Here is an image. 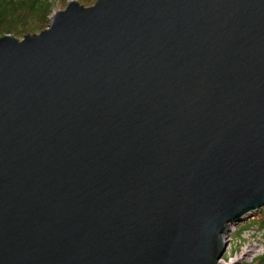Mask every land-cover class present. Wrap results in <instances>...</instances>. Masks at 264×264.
Returning a JSON list of instances; mask_svg holds the SVG:
<instances>
[{"label": "water", "instance_id": "1", "mask_svg": "<svg viewBox=\"0 0 264 264\" xmlns=\"http://www.w3.org/2000/svg\"><path fill=\"white\" fill-rule=\"evenodd\" d=\"M264 207V0H72L0 38V264H223Z\"/></svg>", "mask_w": 264, "mask_h": 264}, {"label": "trees", "instance_id": "2", "mask_svg": "<svg viewBox=\"0 0 264 264\" xmlns=\"http://www.w3.org/2000/svg\"><path fill=\"white\" fill-rule=\"evenodd\" d=\"M91 1L93 0H84L83 3L79 1V3L91 7L94 3ZM62 2L66 4L67 0ZM53 7L54 0H0V38L10 34L23 39L25 34L42 32L49 25ZM254 213L257 215L247 216V219L252 217V222L249 227H245L244 232H253L254 236H264V207ZM257 257L264 264V253ZM235 264L249 263L238 261Z\"/></svg>", "mask_w": 264, "mask_h": 264}, {"label": "rangeland", "instance_id": "3", "mask_svg": "<svg viewBox=\"0 0 264 264\" xmlns=\"http://www.w3.org/2000/svg\"><path fill=\"white\" fill-rule=\"evenodd\" d=\"M72 0H67L66 4ZM75 1H82L84 0H75ZM95 4V0H93ZM91 1V2H93ZM66 4H63L62 0H54V7L52 10V14L50 16V19L59 11V10H64L66 7ZM81 4V3H80ZM83 5V4H81ZM92 5V6H93ZM84 6V5H83ZM85 7H87L85 5ZM89 7V6H88ZM48 28V27H47ZM46 28V29H47ZM45 29V30H46ZM44 31V30H43ZM22 39V38H19ZM257 215L256 213H251L250 215ZM244 219L243 221L234 224L233 226H230L228 229V232L225 234V240L227 242V249L225 254L223 255L222 259L225 261L223 264H235L238 261H244L248 262L249 264H262L260 259H258V255H255L252 257L256 252L260 251L262 253V246L260 243H252L254 240L257 241V237L253 238L248 236L249 234L251 235L253 232L247 233L244 232L245 227H249V224L252 222V217L249 219ZM251 221L249 222V220ZM257 225V224H254ZM244 232V233H243ZM255 244V245H254ZM251 250L250 252H248ZM222 263V262H221Z\"/></svg>", "mask_w": 264, "mask_h": 264}, {"label": "built area", "instance_id": "4", "mask_svg": "<svg viewBox=\"0 0 264 264\" xmlns=\"http://www.w3.org/2000/svg\"><path fill=\"white\" fill-rule=\"evenodd\" d=\"M248 236H250V237H253V238H255V237H257L258 239H257V241L258 242H256V240H254V242H252V243H260L261 244V246H262V253H264V239L262 238L263 236L262 235H260V236H254V233H252L251 235L249 234ZM255 245V244H254ZM251 250H249L248 252H250ZM260 251H258V252H256L252 257H254L255 255H259V254H262Z\"/></svg>", "mask_w": 264, "mask_h": 264}, {"label": "clouds", "instance_id": "5", "mask_svg": "<svg viewBox=\"0 0 264 264\" xmlns=\"http://www.w3.org/2000/svg\"><path fill=\"white\" fill-rule=\"evenodd\" d=\"M264 239V236L262 237ZM264 243V242H263ZM263 254V253H262ZM225 263V261L223 259H221L220 263Z\"/></svg>", "mask_w": 264, "mask_h": 264}, {"label": "bare ground", "instance_id": "6", "mask_svg": "<svg viewBox=\"0 0 264 264\" xmlns=\"http://www.w3.org/2000/svg\"><path fill=\"white\" fill-rule=\"evenodd\" d=\"M227 227H230L229 224H227Z\"/></svg>", "mask_w": 264, "mask_h": 264}]
</instances>
